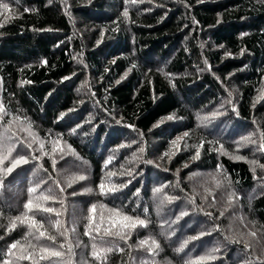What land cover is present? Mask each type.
I'll return each mask as SVG.
<instances>
[{"label":"trees","instance_id":"trees-1","mask_svg":"<svg viewBox=\"0 0 264 264\" xmlns=\"http://www.w3.org/2000/svg\"><path fill=\"white\" fill-rule=\"evenodd\" d=\"M0 2V264H264V0Z\"/></svg>","mask_w":264,"mask_h":264},{"label":"snow or ice","instance_id":"snow-or-ice-1","mask_svg":"<svg viewBox=\"0 0 264 264\" xmlns=\"http://www.w3.org/2000/svg\"><path fill=\"white\" fill-rule=\"evenodd\" d=\"M133 2H135V0H133ZM0 9H3L5 12H9V5L7 3H2L0 2ZM125 16H127V12L124 13ZM219 23V21H218ZM117 83H119V81H117ZM3 111V106L0 105V112ZM173 117L169 116L167 117V119H172ZM185 135H187V133H185ZM245 139H249V138H245ZM261 150H264V144L261 145ZM7 154H4V150L2 149V146H0V164H4V161L9 160V157L11 156L12 153V149L11 147L7 148L6 150ZM198 155V154H197ZM196 157H194L195 159ZM28 163V160L26 159L25 156H17L12 158L9 161L8 166H6L5 171L7 173H11L16 167L20 166L21 164H26ZM78 180H84L85 177L84 176H79L78 178H76ZM101 190L103 192V184L100 185ZM110 190H114V189H110ZM35 191V189L30 188L29 192H33ZM90 191V190H89ZM40 200L43 201H50V200H54V197H52L51 195H41V197H39ZM25 209L27 210V212H34V211H40V212H44V213H56L57 215H59L58 212H56V209H53L51 207H44L41 203H36L35 205H33V201L30 199L25 205H24ZM117 215L119 216V213H117ZM123 221H131V224H124L123 227H135L137 224L143 226L144 225V221L139 220L138 218L133 219L132 217L129 216H122L120 217ZM25 219L28 220L30 222L29 227H30V232L29 235H31V229H35L36 232L39 233V237L37 238H45L49 241L52 242V245L54 246L56 244V236L54 235H50L47 234V232L44 229V224L41 221H38L35 216H27V213L25 214ZM16 221H21V223H23L24 221L21 220L20 217H16L13 219L11 226L12 228H14L16 226ZM91 223V221H90ZM60 225V222L57 221L53 227L58 228ZM98 230V229H97ZM86 235L88 234V232L85 233ZM106 234H113V233H106ZM119 234V233H116ZM61 235H64V233H61ZM252 235H255V233H252ZM123 238V237H121ZM193 239H196V237H193ZM142 244L146 243L144 241L141 242ZM17 243H14L12 245H10L9 250L11 251V249H14L17 247ZM152 244L155 245L156 242L152 241ZM61 249L64 247L63 244H61L59 246ZM95 247V246H94ZM183 247V246H182ZM71 251V247H69V252ZM109 252L111 251V249H101L99 251H94L93 253V257L94 258H100V252ZM39 252L41 253L40 255V259L41 260H47V259H51V258H59L63 256V253L59 250H56L55 247H40L39 248ZM32 258V254H29L28 256H22L21 259H31ZM203 259V258H201ZM5 264H8V262L6 261Z\"/></svg>","mask_w":264,"mask_h":264}]
</instances>
